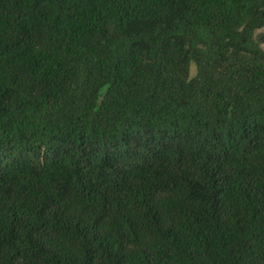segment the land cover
<instances>
[{
    "label": "trees",
    "instance_id": "16d2710c",
    "mask_svg": "<svg viewBox=\"0 0 264 264\" xmlns=\"http://www.w3.org/2000/svg\"><path fill=\"white\" fill-rule=\"evenodd\" d=\"M264 0H0V264H264Z\"/></svg>",
    "mask_w": 264,
    "mask_h": 264
},
{
    "label": "rangeland",
    "instance_id": "374dc122",
    "mask_svg": "<svg viewBox=\"0 0 264 264\" xmlns=\"http://www.w3.org/2000/svg\"><path fill=\"white\" fill-rule=\"evenodd\" d=\"M262 49L264 50V45L262 46Z\"/></svg>",
    "mask_w": 264,
    "mask_h": 264
}]
</instances>
